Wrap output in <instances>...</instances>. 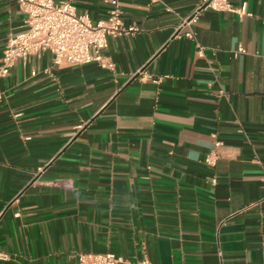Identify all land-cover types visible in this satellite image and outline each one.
<instances>
[{
    "label": "crops",
    "instance_id": "0c3cea01",
    "mask_svg": "<svg viewBox=\"0 0 264 264\" xmlns=\"http://www.w3.org/2000/svg\"><path fill=\"white\" fill-rule=\"evenodd\" d=\"M57 1L97 22L112 0ZM117 1L139 32L110 39L114 70L43 53L0 78V264H264V0L195 40L175 33L200 0ZM24 29L0 0V65Z\"/></svg>",
    "mask_w": 264,
    "mask_h": 264
},
{
    "label": "built area",
    "instance_id": "2783aa9c",
    "mask_svg": "<svg viewBox=\"0 0 264 264\" xmlns=\"http://www.w3.org/2000/svg\"><path fill=\"white\" fill-rule=\"evenodd\" d=\"M111 9L106 21H92L88 15L79 14L70 2L57 0H19L25 15L23 32L10 37L0 65V78L6 77L19 61L25 63L31 56L49 53L53 66H83L97 63L114 70V64L105 55L110 39L134 35L139 29L125 28L123 15L117 0L110 1ZM206 11L224 12L246 16V7H235L231 0H200L192 13L179 25L175 37L196 39L195 27ZM203 48L199 55L203 56ZM239 52L244 53L242 47ZM1 99V95H0ZM220 145V144H218ZM218 157L210 154L205 163L215 167ZM216 184L217 180H213ZM50 187L70 190L69 181H55ZM77 264H152L148 258L129 261L114 253L81 254Z\"/></svg>",
    "mask_w": 264,
    "mask_h": 264
}]
</instances>
